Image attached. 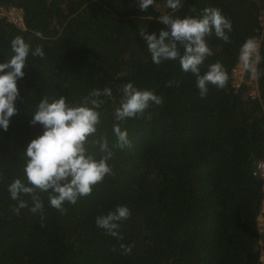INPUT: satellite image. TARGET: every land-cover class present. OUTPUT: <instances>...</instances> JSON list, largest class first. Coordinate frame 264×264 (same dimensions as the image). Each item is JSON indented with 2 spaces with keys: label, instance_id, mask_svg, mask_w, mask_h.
I'll use <instances>...</instances> for the list:
<instances>
[{
  "label": "trees",
  "instance_id": "16d2710c",
  "mask_svg": "<svg viewBox=\"0 0 264 264\" xmlns=\"http://www.w3.org/2000/svg\"><path fill=\"white\" fill-rule=\"evenodd\" d=\"M205 7L219 8L232 30L228 43L207 37L212 55L201 70L219 61L228 80L222 89L210 86L201 99L194 77L176 61L151 62L138 30L158 34V16L183 18ZM8 8L22 11L24 27L0 17V62L16 35L45 55L26 59L16 113L0 130V264H264L256 228L263 181L252 176L264 160V75L256 80L257 98L245 84L231 86L246 38H260L264 58V0H181L175 13L165 0H153L144 12L137 0H0V9ZM257 67L264 73V59ZM128 82L162 98L146 110L150 119H114ZM105 87L112 96L99 98L96 136L113 151L112 174L90 195L65 204L63 214L44 193L42 219L27 208L14 213L16 201L6 189L23 179L22 154L40 134V125L30 124L39 100L64 96L78 103ZM114 123L128 133L130 145L122 150L112 147ZM116 205L130 210L119 241L94 223ZM121 243L132 246L128 254Z\"/></svg>",
  "mask_w": 264,
  "mask_h": 264
},
{
  "label": "clouds",
  "instance_id": "9594fccd",
  "mask_svg": "<svg viewBox=\"0 0 264 264\" xmlns=\"http://www.w3.org/2000/svg\"><path fill=\"white\" fill-rule=\"evenodd\" d=\"M152 3L153 0H137L142 12ZM180 5L181 0H165V7L173 13ZM156 19L163 25L158 34H148L144 28L138 30L151 62L159 65L163 61H176L182 72L194 77L201 99L206 97L210 86L224 88L228 76L219 61L201 70L205 59L212 55L207 37L214 35L225 43L229 42L231 21L222 15L220 9L205 7L198 14L183 18L165 13ZM40 35L36 33L37 37ZM9 50L8 58L0 62V130L3 131L7 130L10 117L16 113L17 81L24 76L22 69L26 59L45 55L41 46L31 47L20 35L10 40ZM262 59L256 40L246 38L239 48L238 64L257 81L264 75L257 67ZM173 83L178 82L169 81V86ZM121 92L119 106L114 109L117 122L141 116L150 119L146 110L162 103V98L153 91L138 89L132 82L124 84ZM102 96L111 98V89H94L78 103H69L64 96H44L39 100L31 113L30 124H39L40 134L28 142L22 154L23 179H13L6 189L9 198L16 201L12 209L14 213L27 208L33 214H40L42 219L44 204L40 193H44L48 205L63 214L65 204L73 205L79 198L90 195L95 185L112 174L108 161L113 151L103 135L96 136L100 123L98 109L103 103L99 98ZM112 134L115 137L113 148L122 150L130 145L127 130L122 129L120 123L113 124ZM129 216L126 205H116L106 214L97 215L94 223L106 235L119 241L123 239L120 226ZM131 247L123 243L119 245L123 254H128Z\"/></svg>",
  "mask_w": 264,
  "mask_h": 264
},
{
  "label": "built area",
  "instance_id": "2783aa9c",
  "mask_svg": "<svg viewBox=\"0 0 264 264\" xmlns=\"http://www.w3.org/2000/svg\"><path fill=\"white\" fill-rule=\"evenodd\" d=\"M22 11L17 8L0 9V17L3 18L7 23L17 27L23 28V17ZM258 45H260V38L255 39ZM245 84L251 91L248 93L252 98H257L258 91L256 87V80H248L246 72L239 66L238 62L231 72V86L235 90H238L242 85ZM252 176L262 180L261 192L262 200L261 205L256 216V228L261 236L259 239V246L264 245V160L257 161L252 170ZM260 261L264 259V253L261 250L259 254Z\"/></svg>",
  "mask_w": 264,
  "mask_h": 264
},
{
  "label": "rangeland",
  "instance_id": "374dc122",
  "mask_svg": "<svg viewBox=\"0 0 264 264\" xmlns=\"http://www.w3.org/2000/svg\"><path fill=\"white\" fill-rule=\"evenodd\" d=\"M263 15H264V13H263ZM246 77H247L248 80H252V78H251L250 75H247ZM250 91H251V89H249V92H250Z\"/></svg>",
  "mask_w": 264,
  "mask_h": 264
}]
</instances>
